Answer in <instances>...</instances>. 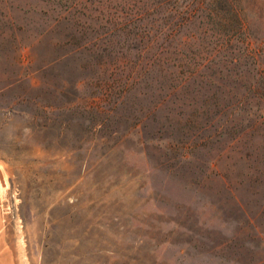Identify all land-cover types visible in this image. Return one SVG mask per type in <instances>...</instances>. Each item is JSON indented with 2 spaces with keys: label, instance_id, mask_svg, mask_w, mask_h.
<instances>
[{
  "label": "rangeland",
  "instance_id": "obj_1",
  "mask_svg": "<svg viewBox=\"0 0 264 264\" xmlns=\"http://www.w3.org/2000/svg\"><path fill=\"white\" fill-rule=\"evenodd\" d=\"M263 74L264 0H0L6 264H264Z\"/></svg>",
  "mask_w": 264,
  "mask_h": 264
},
{
  "label": "trees",
  "instance_id": "obj_2",
  "mask_svg": "<svg viewBox=\"0 0 264 264\" xmlns=\"http://www.w3.org/2000/svg\"><path fill=\"white\" fill-rule=\"evenodd\" d=\"M230 0H228V2H229ZM233 4V3H232ZM232 16L234 17V20H235V23L238 25V28L240 29V30H243L244 29V23H243V21H242V18L240 17V15L238 14V10L234 7V4H233V8H232ZM15 80H18V78L16 79L15 78ZM13 81H10V82H8V83H6L4 86H2V87H0V90H2V89H4L7 85H9L10 83H12ZM257 82V81H256ZM257 84V86H255V88H259V89H257L256 91H253L252 93H256V94H258L257 93V91L258 90H260V91H258L260 94L262 93V94H264V74H263V77H261V79L258 81V83H256ZM253 86V85H252ZM252 86L251 85H249L248 86V89H249V91H251V89H253L252 88ZM254 87V86H253ZM211 97H213V98H215V96L214 95H212ZM238 99L239 100H237V102H238V105L239 104H241V103H243L245 100H244V96H239L238 97ZM220 112H223L224 113V111L222 110V111H220ZM229 113H232V112H230L229 111ZM228 119V116H227V118H226V120ZM211 120H213V119H211ZM214 134V133H213ZM217 134V133H216ZM209 138V137H208ZM184 158L186 159L187 157L184 155ZM232 198H234V197H232V195H231V199Z\"/></svg>",
  "mask_w": 264,
  "mask_h": 264
},
{
  "label": "bare ground",
  "instance_id": "obj_3",
  "mask_svg": "<svg viewBox=\"0 0 264 264\" xmlns=\"http://www.w3.org/2000/svg\"><path fill=\"white\" fill-rule=\"evenodd\" d=\"M6 187H7L6 176H5L4 170L0 166V201L5 196ZM3 237H4V228L2 227V223L0 222V248L4 244ZM5 255H6L8 260H9V258L11 260V257L8 254L7 250L5 248H2V251H0V264H6V261L3 258V256H5ZM10 262H11L10 264H13L12 261H10Z\"/></svg>",
  "mask_w": 264,
  "mask_h": 264
}]
</instances>
